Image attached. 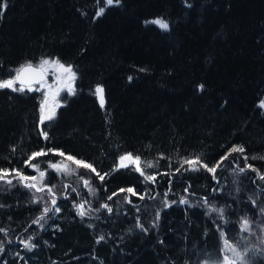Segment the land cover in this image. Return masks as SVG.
Segmentation results:
<instances>
[{"label": "trees", "instance_id": "1", "mask_svg": "<svg viewBox=\"0 0 264 264\" xmlns=\"http://www.w3.org/2000/svg\"><path fill=\"white\" fill-rule=\"evenodd\" d=\"M6 3L0 80L23 63L54 57L71 64L75 87L43 124L39 91L0 89V169H17L36 176L38 187L52 188L37 192L18 179L0 181V264H216L225 240L247 263L264 264V180L257 175L264 174V0ZM156 18L169 29L145 23ZM97 85L104 88L103 108L93 94ZM233 145L244 152L231 153L214 174L185 170L186 164L176 171L183 158L197 155L213 167ZM48 149L65 156L37 157L32 163L39 170L24 163ZM124 153L139 156L155 181L133 165L112 171ZM66 154L109 175L101 181ZM148 162L155 167H145ZM50 163L74 171L65 174ZM39 171L46 173L42 181ZM86 175L94 193L81 179ZM182 197L187 204L179 203ZM81 201L90 202L83 217L74 207ZM101 204L112 212L94 211ZM45 207L50 211L41 228L32 221ZM245 219L248 228L241 229ZM138 220L148 231L137 227ZM29 237L36 245L31 250L20 242Z\"/></svg>", "mask_w": 264, "mask_h": 264}, {"label": "snow or ice", "instance_id": "2", "mask_svg": "<svg viewBox=\"0 0 264 264\" xmlns=\"http://www.w3.org/2000/svg\"><path fill=\"white\" fill-rule=\"evenodd\" d=\"M120 2H121V0H105L106 6H112L114 4L115 5H119ZM190 6L191 5H189V7ZM6 7H7L6 0H0V15L3 14L4 10L6 9ZM104 11H105V8L101 7L99 9V11L96 12V17L101 16L104 13ZM145 23H151V24L158 25L159 28L161 30H164V31H167L169 29V27H170L169 22L163 20L162 18H156V19H154L152 21H146ZM51 62L52 63H59L58 61H51ZM48 63H50V61H48V60L42 61V64H48ZM59 66L62 69H64V71H66V72H69V73L72 72L71 66H68L67 68H65V66L63 64H60ZM29 67H30V65H29ZM140 71H145V69H140ZM20 72H21V70H17L16 77H13L12 79L0 80V89H6L7 88V89H13L14 91H23V88H14L15 82L20 79ZM128 79L131 81L133 79V77L130 76ZM20 82L23 83L22 80ZM197 88H198L199 91H203L204 85L200 84V85L197 86ZM29 90H31V89H29ZM93 94L98 97L100 105L103 108L104 104H105L103 86L97 85L96 89H95V92ZM260 106L264 107V101H261V105ZM53 116H54V114L53 115H44L42 113V115H41V124H43L45 121L52 120ZM40 135L43 136L45 140L48 139V133L46 131H44L43 129H41ZM14 150L15 149H13V151ZM48 152H58L59 155L65 156V153L62 152V151H59V150L48 149L47 152H45L44 150H41L39 152H33L24 161V163L26 165L32 167L33 169L39 170L38 164H34V163H32V161L35 160L37 157L47 155ZM233 152H241V153H243L244 152V148H243V146L233 145V147L229 150V152L226 153L225 156L221 157L220 161H218L217 164L215 166H213V167H209L206 163H204L202 158L199 155H197V156H195V157H193L191 159L183 158L182 161H181V168L176 169V171L177 172L180 171L184 167V165L186 164V165H188V169H185V170L199 171L200 168H204L208 172L214 174L216 172L217 168L221 166V162L226 160L230 156V154L233 153ZM162 158H163V156H162ZM67 159L73 161L77 165V168L83 167V168L89 169L93 173H96V175L99 176V179L101 181H104L105 178L109 175V173H104L103 175H100V173L97 172V170L93 167L92 164L87 163V162L82 161V160H77L73 156H67ZM245 159H247V157ZM119 161L120 162L117 165H115V167L112 169V171H117L120 168H128L132 164H135L136 172L140 173V175L143 176L146 181H152V182L155 181L156 176L155 175H147L145 173V171H144V168L141 167V158L139 156H135L134 157L132 153H125L124 155H121L119 157ZM197 165H199V167H197ZM145 167L152 168V167H155V165L152 162H148L145 165ZM246 167L251 168L252 166L251 165H246ZM49 168L56 169L57 171H63V172H65V174H68L69 172L74 171L72 169H69L66 164L61 167L60 165L51 164L50 163L49 164ZM253 170H255V169H253ZM239 171L241 173H243L245 171V168L241 167L239 169ZM11 173H15V178L18 179V182L23 184L24 187H27V188H30V189H35L37 192H43V191H45V189H47V191L49 193H52V188H49L46 185L44 187H37L36 183H27V181H29V180L36 181L37 177L36 176H31V177L25 176V175H23L22 172H20L17 169H11V170H9V169H0V181H3L4 183H6L8 185H12V179H7V177ZM165 175H167V173H165ZM257 175L259 176L260 179L264 180V174H260L258 172ZM45 176H46V173L44 171H39V179L41 181L44 180ZM213 178L215 179V175H214ZM81 179H83V177H81ZM83 183H84V185L86 187L89 188V192L90 193H94L95 192V189L91 187L89 180H83ZM53 187H55V186H53ZM65 187H68V185H65ZM73 191H76V189H73ZM119 191L120 192H125L126 191L128 193H131L132 195H136L137 194L133 188L120 189ZM185 191H188V189H185ZM116 195H117V193H113L112 196L108 197V199L112 200V198L114 196H116ZM53 196H54V193H53ZM165 196H167V193H165ZM144 198H145L144 195L140 196V199H144ZM125 199L128 200L127 197H125ZM38 201H39V198H35V199H33L32 202L33 203H38ZM207 201H208V198H205L204 199L205 204H207ZM128 202L131 203L130 200H128ZM171 203L174 204V203H176V201H172ZM179 203L187 204L188 201H187L186 198L182 197L180 199ZM86 204H88L89 208H90V202L89 201H81L79 204H74V207L77 210V214L80 215L81 217H83L85 215H88V211L89 210L85 208ZM55 205H56V200L53 199L52 200V206L55 207ZM164 206L165 207H169L170 204L168 202H165ZM101 209H107L109 212H112V208L109 207L108 204H101L100 208L94 209V211L99 212ZM209 210L210 211H214V212H218L221 215L224 212L223 208H214L212 206H209ZM49 211H50V209L48 207H45L43 209L42 214L40 216H38L35 220H33L32 223L39 224L40 227L43 228L44 224H41V221L45 220V214H47ZM55 211L59 212L60 211L59 207H55ZM262 211H264V210H262ZM159 218H160V213H159V211H157V213H156V221H158ZM156 221L153 222V227H155ZM137 227H139L143 231H148V229L144 228V225L142 223H140L139 220L137 221ZM240 227H241V229H247L248 228V221L246 219L243 220L242 223L240 224ZM4 231H5V229H0V232H4ZM223 235H224L223 232H221V236L222 237H223ZM103 239H104L103 236L99 237V239L97 240V243H99ZM31 240H32V237H29L28 240H21L20 242L24 245V247L26 249L31 250L32 248L36 247L35 244L31 243ZM225 245H226V250H231L233 252V254L236 256V260H233V261H229V257L225 256L224 257L225 264H237V261H240V264H243L244 257L241 256L240 254H237L235 252V249H231L230 246L228 245L227 240H225ZM2 250H3V245H0V251H2Z\"/></svg>", "mask_w": 264, "mask_h": 264}, {"label": "rangeland", "instance_id": "3", "mask_svg": "<svg viewBox=\"0 0 264 264\" xmlns=\"http://www.w3.org/2000/svg\"><path fill=\"white\" fill-rule=\"evenodd\" d=\"M44 60H48V61H50V63L42 64V61H44ZM51 61H58L59 63H52ZM37 64L41 65L44 68V70L46 71V75H47L46 78L43 81H40L38 84H36L35 85L36 87L34 88L40 92L41 99L39 102V108H40L39 119L41 121L42 113L44 115L55 114L57 112V110L59 109V107L61 106V104L64 103V98H66L67 95L71 94V92L74 90L75 74H74V70H73L71 64L69 65L67 63H64V62H62V61H60L54 57L43 58L40 61H38ZM60 64H63L65 66V68H67L68 66H71L72 72L69 73V72L64 71V69H62L59 66ZM17 68H16V70H17ZM13 77H15V72H14L13 76H11L10 78H5L4 80L12 79ZM16 87H18V86L15 82L14 88H16ZM124 154H122V155H124ZM66 155L72 156L70 154H66ZM76 159L80 160L78 158H76ZM85 162H87V161H85ZM119 162L120 161L118 160V163ZM132 165L135 166V164H132ZM23 175L28 176V177L33 176V175L29 176L28 174H25V173H23ZM7 179L17 180L15 178V173H11L7 177ZM89 179H90L89 175H86L83 178V180H89ZM27 182L28 183H36L37 187L40 186V184H41V182L38 179L36 181L29 180ZM127 188H131V187H122V189H127ZM55 207H54V210H55ZM230 248L235 249L234 246H232V245L230 246ZM235 252H236V250H235ZM224 253L225 254H224L223 258L221 259V261L216 263V264H225V261H224L225 256L229 257V261L236 260V256L233 254V252L231 250H226V248H225ZM236 253L238 254V252H236ZM237 264H240V261H237ZM243 264H249V263H247L246 260L244 259Z\"/></svg>", "mask_w": 264, "mask_h": 264}, {"label": "water", "instance_id": "4", "mask_svg": "<svg viewBox=\"0 0 264 264\" xmlns=\"http://www.w3.org/2000/svg\"><path fill=\"white\" fill-rule=\"evenodd\" d=\"M17 70H21V72H20V79L16 81V84L18 87L23 89H27V88L34 89L36 87L35 85L38 84L40 81H43L47 76L46 71L41 65L34 64L31 62H26L24 64H21L17 68ZM17 70L15 71V77L17 75ZM21 80L23 81V83L20 82ZM230 149L231 148L227 149V151H229ZM227 151L223 153V155L216 160L215 164L221 159V157L225 156Z\"/></svg>", "mask_w": 264, "mask_h": 264}]
</instances>
